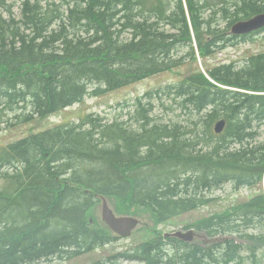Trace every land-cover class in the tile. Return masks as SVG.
<instances>
[{"label": "trees", "instance_id": "1", "mask_svg": "<svg viewBox=\"0 0 264 264\" xmlns=\"http://www.w3.org/2000/svg\"><path fill=\"white\" fill-rule=\"evenodd\" d=\"M40 1L20 0L19 15L15 4L5 9L8 15L0 11V132L45 119L87 96L186 68L198 56L205 72L139 96L134 120L90 113L78 123L32 131L3 145L0 264L75 258L112 241L106 226L91 222L97 195L119 200L125 211L146 210L159 224L208 205V192L226 183L258 192L192 224L202 240L158 235L116 256L137 262L148 256L160 264L157 256L165 253L173 256L169 264H241L245 250L255 253L263 239L250 230L264 226V141L258 139L264 51L242 66L208 60L264 33L231 32L237 21L264 12L261 0ZM169 99L181 101L190 130L151 119L154 101L165 107ZM221 119L227 124L217 135L213 126ZM112 136L119 140L115 147Z\"/></svg>", "mask_w": 264, "mask_h": 264}, {"label": "rangeland", "instance_id": "2", "mask_svg": "<svg viewBox=\"0 0 264 264\" xmlns=\"http://www.w3.org/2000/svg\"><path fill=\"white\" fill-rule=\"evenodd\" d=\"M46 5L47 0H41ZM10 3V4H9ZM20 0H1L0 11L4 10L8 6L13 7V12L16 15L20 13L19 7ZM264 5V0H261ZM2 4V5H1ZM264 51V33H260L255 36L254 40L240 42L236 45L229 46L226 49L220 50L217 54L208 60L209 64H215L220 62L230 63L235 62L238 66H242L245 63L246 58L252 54H257ZM201 70L205 72L203 60L201 57H197L191 61L186 68L177 69L174 71H166L146 79H143L137 83L128 85L126 87L113 90L101 96H87L82 103L74 104L59 112L52 114L51 116L39 120L35 119L27 124H21L13 126L5 131L0 132V148L3 145L21 139L28 135L30 132L42 131L51 128L57 124L65 122H80L81 118L86 114L93 113L98 116L104 117L106 120H127V117H137V106L134 109V103L137 102V98L147 91L158 88L160 85L167 83H173L179 81L190 73ZM147 99H144L146 101ZM179 99H169L165 103V107L160 102L154 101V109L150 114L152 120L159 124L173 125L179 122L184 129L190 130V122L188 115H185L184 109L181 105H178ZM170 110V111H169ZM163 112V113H162ZM132 120V121H133ZM193 120V118H191ZM196 120V118H194ZM198 121V119H197ZM136 128V126L134 125ZM260 141H264V125L258 127ZM194 136V135H193ZM193 136H191L193 138ZM1 171H4L1 169ZM264 188V182H263ZM258 192L257 189L251 187H243L236 189L231 183H226L220 188H216L208 192V196L213 198V201L208 205L200 207L192 212L171 218L162 223L155 224L152 216L149 212L141 211L140 213L134 212V216L140 220L139 226L133 231V234L129 237H119L112 233L114 239L105 244L104 246L96 247L94 251L78 256L69 260H58L48 262L47 259L40 261L38 264H96L99 260H107V258H116V254L123 251L131 252L140 243L150 240L158 235L163 239L165 233H171L173 231L188 228L192 224H195L197 220L210 216L217 212H224L226 209L232 208L233 205L244 202L253 197ZM110 208L115 211L116 215L128 216L132 211H125L124 206L119 200L115 198H107ZM91 222L95 226H105L102 221V202H99L93 207ZM188 226V227H187ZM195 228V227H192ZM189 229H185L184 232H188ZM197 231V229L195 228ZM198 232V231H197ZM255 235H258L259 240L257 243L256 252L245 250L243 252L244 261L241 264H264V226L260 228L251 229ZM203 235V233H201ZM238 242H243L242 239L234 236ZM158 257V256H157ZM116 264H141L134 260H128L125 258L115 259ZM111 262L110 264H115ZM161 264V263H160Z\"/></svg>", "mask_w": 264, "mask_h": 264}, {"label": "water", "instance_id": "3", "mask_svg": "<svg viewBox=\"0 0 264 264\" xmlns=\"http://www.w3.org/2000/svg\"><path fill=\"white\" fill-rule=\"evenodd\" d=\"M264 28V13L257 14L248 20H242L235 23L232 27V33L236 35L250 34ZM226 127V120L222 119L214 125V131L216 134H220ZM103 200V220L107 225L116 233L121 236H129L132 230L138 225V219L131 216H116L113 210L109 207L105 197ZM195 232L190 229L188 232L177 230L173 233H167L166 236H174L184 239L186 241H192L195 237Z\"/></svg>", "mask_w": 264, "mask_h": 264}, {"label": "bare ground", "instance_id": "4", "mask_svg": "<svg viewBox=\"0 0 264 264\" xmlns=\"http://www.w3.org/2000/svg\"><path fill=\"white\" fill-rule=\"evenodd\" d=\"M38 1H39V0H38ZM48 1L51 3L52 0H48ZM60 1L63 2V3H65V2L62 1V0H60ZM0 2H1V0H0ZM40 2H41V1H40ZM29 3H30V2H29ZM54 3H55V2H54ZM201 3H202V2H201ZM9 4H10V3H9ZM31 4H32V3H31ZM204 4H205V3H204ZM1 5H2V4H1ZM29 5H30V4H29ZM199 5H200V4H199ZM205 5H206V4H205ZM25 6H26V5H25ZM46 6H47V1H46ZM61 6H62V5H61ZM201 7H202V6H201ZM203 7H204V6H203ZM44 8H45V7H44ZM212 10H213V9H212ZM9 11H11V10H9ZM217 13H218V12H217ZM46 15H47V14H46ZM9 16H10V15H9ZM250 18H251V17H250ZM250 18H248V19H250ZM248 19H244V20H248ZM239 21H242V20H239ZM237 22H238V21H237ZM237 22H236V23H237ZM222 23H223V22H222ZM222 23H221V24H222ZM219 24H220V23H219ZM234 24H235V23H234ZM234 24H233V25H234ZM221 26H222V25H221ZM232 27H233V26H232ZM232 27H231V30H232ZM218 44H219V43H218ZM195 93H196V92H195ZM199 93H200V92H199ZM23 94H24V93H23ZM244 94H246V93H244ZM17 95H18V94H17ZM238 99H239V98H238ZM241 99H242V98H241ZM184 100H185V99H184ZM184 100H183V101H184ZM178 105H181V106L183 107V104H181V101L178 102ZM184 105H185V104H184ZM188 106H189V105H188ZM18 108H19V107H18ZM32 108H33V107H32ZM190 108H191V107H190ZM19 109H20V108H19ZM187 109H188V107H187ZM142 111H143V110H142ZM152 111H153V110H152ZM169 111H170V110H169ZM15 112H16V111H15ZM17 112H18V111H17ZM22 112H23V111H22ZM162 113H163V112H162ZM1 114H2V113H1ZM26 114H27V113H26ZM138 114H139V113H138ZM142 114H143V113H142ZM149 114H150V113H149ZM28 115H29V113H28ZM146 115H147V114H146ZM146 115H145V116H146ZM143 116H144V114H143ZM147 116H149V115H147ZM137 117H138V116H137ZM150 118H151V117H150ZM258 118H259V117H258ZM137 119H138V118H137ZM141 119H143V118H141ZM145 119H146V118H145ZM151 119H152V118H151ZM138 120H140V118H139ZM146 120H147V119H146ZM132 122H133V121H132ZM138 122H139V121H138ZM217 122H218V121H217ZM136 123H137V122H136ZM152 123H154V122H152ZM65 124H66V123H65ZM67 124H69V123H67ZM70 124H71V123H70ZM134 124H135V123H134ZM141 124H142V123H141ZM143 124H144V123H143ZM150 124H151V123H150ZM157 124H158V123H157ZM157 124H156V125H157ZM128 125H129V124H128ZM136 125H137V124H136ZM136 125H135V126H136ZM130 126H131V125H130ZM137 126H138V125H137ZM140 126H141V125H140ZM133 127H134V126H133ZM141 127H142V126H141ZM141 127H140V128H141ZM154 127H155V126H154ZM231 127H232V126H231ZM128 128H129V127H128ZM138 128H139V127H137V129H138ZM144 128H145V127H143V129H144ZM131 129H132V128H131ZM145 129H146V128H145ZM145 129H144V130H145ZM197 129H198V128H197ZM197 129H196V130H197ZM199 129H200V128H199ZM138 130H139V129H138ZM204 130H205V129H204ZM126 131H127V130H126ZM135 131H136V129H135ZM141 131H142V130H141ZM117 132H118V131H117ZM128 132H129V131H128ZM130 132H131V131H130ZM199 132H200V131H199ZM115 133H116V132H115ZM119 133H120V132H119ZM137 133H138V132H137ZM104 134H105V133H103V135H104ZM111 134H112V133H111ZM139 134H140V133H139ZM101 135H102V134H101ZM101 135H100V136H101ZM114 135H115V134H114ZM116 135H118V134H116ZM120 135H121V134H120ZM198 135H199V134H198ZM201 135H202V134H201ZM201 135H200V136H201ZM184 136H185V135H184ZM191 136H192V135H191ZM207 136H208V135H207ZM112 137H113V136H112ZM119 137H120V136H119ZM182 137H183V136H182ZM90 138H91V137H90ZM110 138H111V137H110ZM113 138H114V140L111 141V143H110L111 146L117 145V141H119V140H117V137H113ZM204 138H205V137H204ZM181 139H182V138H181ZM110 140H111V139H110ZM188 140H189V139H188ZM202 140H203V139H202ZM202 140H200V141H202ZM205 140H207V139H205ZM205 140H203V141H205ZM188 142H189V141H188ZM195 142H196V140H195ZM197 142H198V141H197ZM102 143H103V142H102ZM123 143H124V142H123ZM103 144H106V143H103ZM204 144H205V143H204ZM208 144H209V143H208ZM126 145H127V144L125 143V146H126ZM205 145H206V144H205ZM111 146H109V147H111ZM125 146L123 145V147H125ZM130 146H131V145H130ZM134 146H135V145H134ZM134 146H133V147H134ZM200 146H201V144H200ZM114 147H115V146H114ZM128 147H129V146H128ZM166 147H167V146H166ZM131 148H132V147H131ZM113 149H114V148H113ZM124 150H125V149H124ZM130 150H131V149H130ZM175 152H176V151H175ZM130 153H131V152H130ZM131 154H132V153H131ZM199 154H200V153H199ZM162 155H163V154H162ZM201 156H202V155H201ZM161 157H162V156H161ZM156 158H157V157H156ZM156 161H157V160H156ZM195 167H196V166H195ZM184 168H185V167H184ZM0 172H1V171H0ZM177 174H178V173H177ZM193 174H194V173H193ZM197 174H198V173H197ZM160 179H161V178H160ZM168 179H170V178H168ZM158 182H159V181H158ZM73 192H74V191H73ZM153 194H154V193H153ZM68 195H69V194H68ZM80 195H81V194H80ZM75 196H76V195H75ZM83 197H84V196H83ZM10 198H11V197H10ZM11 199H12V198H11ZM2 201H3V200H2ZM2 201H1V203L4 202V201H3V202H2ZM5 202H6V200H5ZM64 202H65V201H64ZM63 204H64V203H63ZM50 209H51V208H50ZM59 209H60V208H59ZM133 209L135 210V208H133ZM53 210H54V209H53ZM55 210H57V209H55ZM50 230H51V229H50ZM53 230H54V229H53ZM51 231H52V230H51ZM178 244H179V243H178ZM104 245H105V244H103L102 246H104ZM98 247L100 248L101 246H98ZM160 250H161V249H160ZM165 250H166V249H165ZM184 250H185V249H184ZM92 251H94V249H93ZM92 251H91V252H92ZM163 251H164V250H163ZM186 251H187V250H186ZM164 252H165V251H164ZM187 252H188V251H187ZM158 253H159V252H158ZM174 253H175V252H174ZM168 254H169V253H168ZM165 255H166L165 253H164V254L162 253V256H158L159 262L162 263V264H163L164 262L168 261L169 258H171V257L173 258V256H171V255H170V256H165ZM77 257H78V256H77ZM75 258H76V257H75ZM152 258H153V257H152ZM69 259H74V257H70V258H62L61 256H54V257L49 258V259H48V262H53V261H58V260H69ZM149 259H150V258H149ZM152 261H153V260H152ZM175 261H177V260H175ZM170 262H171V261H170ZM170 262H169V263H170ZM169 263H168V264H169ZM156 264H157V262H156ZM174 264H175V263H174Z\"/></svg>", "mask_w": 264, "mask_h": 264}, {"label": "flooded vegetation", "instance_id": "5", "mask_svg": "<svg viewBox=\"0 0 264 264\" xmlns=\"http://www.w3.org/2000/svg\"><path fill=\"white\" fill-rule=\"evenodd\" d=\"M111 260H109V262H110ZM142 263L141 264H156V263H151L150 261H149V259H148V256H144L143 258H142V261H141ZM104 264H108V262H105ZM157 264H159V263H157ZM162 264V263H161ZM164 264V263H163ZM165 264H168L167 262L165 263Z\"/></svg>", "mask_w": 264, "mask_h": 264}, {"label": "clouds", "instance_id": "6", "mask_svg": "<svg viewBox=\"0 0 264 264\" xmlns=\"http://www.w3.org/2000/svg\"><path fill=\"white\" fill-rule=\"evenodd\" d=\"M166 251H168L169 252V254H172V249H171V246H166Z\"/></svg>", "mask_w": 264, "mask_h": 264}]
</instances>
